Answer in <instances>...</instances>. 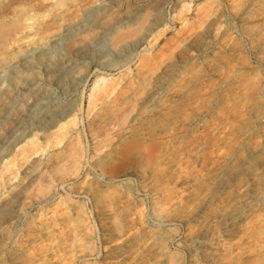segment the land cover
<instances>
[{
    "label": "bare ground",
    "instance_id": "1",
    "mask_svg": "<svg viewBox=\"0 0 264 264\" xmlns=\"http://www.w3.org/2000/svg\"><path fill=\"white\" fill-rule=\"evenodd\" d=\"M107 1L106 3L90 1L91 3L86 7L82 6L83 9L76 11L78 13L75 15L67 16L64 13H57L49 26L45 27L48 29L51 27L53 30H47L44 33H41V28L33 26L28 21L29 14H26L20 7L21 1L9 0L7 5L0 10V116L5 111L10 113L15 111L20 89L26 85H33L37 88L36 82H39L42 77L47 81H59L62 84L61 87L64 86L63 88L76 85L78 80L85 76V67L79 65L77 60L87 56L96 43H102L108 49L103 56V65L116 66L118 70L117 73L115 71L117 74L115 77L96 79L91 88L88 100L90 107L88 121L91 128L90 147L87 148L74 135L78 120L74 111L75 107L73 108L72 104L67 102L56 104L50 93L52 88L41 90L36 99L32 100L33 104L30 105L29 111L24 115L21 114L22 116L16 121L20 126L25 124L28 117H33L35 124L29 130L33 135H31L32 138L22 143L13 158L4 162L0 168V264H55L62 256L69 264L76 260L86 264L94 250L93 227L88 222L85 209L79 201H76L74 208L71 209L72 216L63 211L68 213L69 217L67 216L68 218L64 220L61 218L64 227L55 236L45 230L38 231V237L33 241L43 237L47 248L43 247L44 252L36 254L37 256H29L26 253L28 245L33 243L31 240L29 242L23 240L14 251L4 254L1 237L7 226L12 227L21 220L24 211L32 205V202L48 201L53 198L57 183L61 187L67 184L70 177L77 180L82 177L80 166L86 156V151L91 150L93 165L99 166L115 155H110L109 152H105V149L112 148L114 144L132 133H138L143 138L154 135L158 140L160 139L162 146L154 156L155 166L166 165L173 174H176L172 180L170 178L168 185H164L160 174L155 171L156 168L143 170L128 167L126 169V174L136 177L141 189L153 198L152 211L157 219V225L146 234L147 237L142 239L139 245L144 251L152 250L154 264H178L174 254L166 253L163 247V240H171V236L168 237V234H165L166 222L186 224L188 226L187 243L199 246L201 264L214 262L213 258L218 254L216 247L214 245V248L210 247L211 252L208 253L207 249L201 246L211 245L212 240L209 231L210 218L202 216L204 210L208 205L219 200L215 197L217 191L222 187H227L236 178L243 177V183L235 188L239 193L237 203L243 204L250 196L249 194H256L263 187L264 86L259 87V83L257 92L253 95L257 102L246 114L247 121L245 122L248 124L241 132L242 141L239 138V142L230 150L220 151L221 153L214 155L207 163L201 161L198 156L201 150L200 144L193 150L197 154L198 160L196 161L185 152L177 156L174 150L175 142L182 137L177 133L179 124L186 125L189 129L200 127L214 106L222 105L225 100H228L224 94L218 96V90H224V86L235 75H245L249 71L246 65L237 61L238 55H234L229 61L212 65V60L216 56L219 57L217 51L213 58L206 53L207 51L200 57L199 63L203 68L199 72L189 73L187 71L186 66L198 58L199 52L208 49L209 43H213L214 40L224 51L230 52L233 49L237 51V54L242 52L238 46L235 48L232 39H227L223 43L216 40L223 32L225 18L223 19L221 13L211 12L209 7L218 0H205L196 7L193 15L181 16L179 21L184 24L185 30L182 31L184 33L179 39L167 37V33H164L156 41L145 44L146 46L143 45L146 35L152 28L159 26L161 21L158 7L155 5L156 8L150 0H137L143 3L135 6L131 3L123 6L122 0ZM229 1L234 9H232L234 18L242 26L256 24L259 26L257 34L264 33V6L259 7L252 18H248V15L245 17V9L250 5H255L256 0ZM48 10L47 6L38 11L39 14H43ZM202 15L204 18L202 22H199L197 19ZM241 37L244 40L251 39L250 35L244 33ZM262 41L264 42V39ZM141 45L142 52H135V49ZM183 49L188 51L187 55L177 57L178 52ZM211 80L216 81L212 84ZM232 96L234 98V95ZM243 97L246 99L248 96L244 94L241 99ZM184 103L197 111L194 115L192 114V117L181 115L175 119L174 113ZM79 105H82L81 100H79ZM146 117L154 120L149 127L145 126L147 124L141 125ZM129 120H136L134 123L138 121L139 125L129 126ZM166 120L167 125L164 124ZM223 125L222 123L218 128ZM34 136L41 138L51 149L45 158L39 155V145L32 143ZM1 151H3L2 144H0V153ZM194 163L202 164L203 169L209 171L211 177L209 182L212 185L209 191L203 193L188 214L171 216L167 207L175 198L179 187H183L187 192L186 200H191L195 194L191 187L195 186L198 176L180 175L183 167L191 169ZM41 164L45 166L42 171L40 170ZM85 174L74 191L79 197L92 196L96 203L104 234L107 237L104 241L107 250L103 263L128 264L134 249H132L133 238L128 236L129 231L123 226L122 217L132 203L131 195L128 191L127 194L125 193L127 195L125 203L114 198L111 187L96 186V189L92 190L91 184L95 181L94 176L90 177L89 173ZM36 178L35 186L28 189L27 180L35 181ZM232 201L234 202L232 198H223L221 204L212 209L215 211L211 215L218 222L228 224L234 209V207L229 208ZM68 203L73 204L71 200ZM61 243L62 247H60ZM40 249L43 251L41 247ZM132 261L129 264L133 263Z\"/></svg>",
    "mask_w": 264,
    "mask_h": 264
},
{
    "label": "rangeland",
    "instance_id": "2",
    "mask_svg": "<svg viewBox=\"0 0 264 264\" xmlns=\"http://www.w3.org/2000/svg\"><path fill=\"white\" fill-rule=\"evenodd\" d=\"M17 1H21L20 7L23 9V11L26 14H29L28 21L31 22L33 26L41 28V33H44L47 30L48 31L53 30L51 27L49 29L45 27L47 25L49 26V24L52 22V19L56 16L57 13L60 14L64 13L67 16L75 15L76 13H78L76 11H78L81 8L83 9L84 6L86 7L92 1L100 2V3L108 2L107 0H17ZM204 1L205 0H150L151 3L152 2L154 3V4L152 3L154 6L156 5L158 7L157 8L155 6L158 9L159 13L161 14V21L159 23V26L152 28L148 32V34L144 39L143 45L146 46L148 43H152L156 41L164 33H167V37L169 36L174 39H179L184 33L182 31L185 30L184 28L185 26L183 23H180L179 18L190 16L191 14L193 15L194 12L196 11V7ZM8 2L9 0H0V10H2V8L5 7ZM122 3L123 6L129 3L135 6V5H139V3H143V1L122 0ZM47 6L49 10L45 11L43 14L42 13L39 14L38 10L39 9L42 10ZM262 6H264V0H260V1L256 0L255 5H250L249 8L245 9L246 11V12L244 11L245 12L244 14H246L245 17H247L248 15V18L250 17L252 18L256 14L259 7ZM232 9L233 7L231 5V2L230 1L228 2V0H218L216 3H214V5L209 7V10L211 12L213 11V12L221 13L223 19L225 18L223 32L218 36L216 40L223 43L227 39L228 40L232 39L233 42L232 44H234L235 48L238 46V48H240V51L242 52L237 54V51L235 49H234L235 51H233L232 49L230 52L224 51L221 48L220 44L214 40L213 43L212 42L209 43L208 49L206 48L203 49L201 52H199L198 58L194 59L186 66L187 71L189 73H196L203 68L200 66L199 59L202 55H205L206 51H207L206 53L209 54V56L211 55L212 58L215 56L217 51L219 57L216 56L215 59L212 60L211 62V64L213 63L212 65H214L217 62L220 63L222 61H229L230 59L233 58L234 55H238L237 61L238 62L240 61L239 62L240 64L246 65V67L249 68V71H247L245 75H237V76L235 75L230 79V81L226 84V86H224L223 88L224 90L222 89L218 90L219 91L218 96H222L224 94L226 97H228V100H225V102L222 105L218 104V106H214L212 108L213 110L212 109L210 110L211 114L209 111V115L207 119L202 123L200 127L189 129L187 128L186 125L182 124L183 125L182 126L180 125L181 123L179 124V129L177 133L181 134L182 137H180L175 142L174 150L177 156L179 154H182L181 152L183 153L185 152L191 157V159L195 161L198 160L197 154H195L193 150L198 144H200L201 150H199L198 156L199 158H201V161L207 163L212 159L214 155L221 153L223 151L226 152L230 150L233 146H235L239 142L240 140L239 138H241L242 130L248 124L247 122H245L247 121L246 114L248 113V111H250L253 108V106L257 102V100L253 98V95L257 92L256 89H258L257 84L259 83L260 85L259 87H261V85L264 86L263 85L264 84L263 83L264 82V74H263L264 73V64H263L264 42L262 41L264 39V35H263L264 33L262 32L263 34L262 33L257 34L258 33L257 30L259 29L258 28L259 26L256 24H252V25L247 24L242 26L240 22H238L236 18H234L235 17L233 14L234 9L233 10ZM202 18H204V15H202V17H200L197 20L199 22H202L203 20ZM177 32L180 33L177 34ZM243 33L247 34L248 36L250 35L251 39L250 40L242 39L241 35ZM229 36L232 38H230ZM210 46H212V48ZM259 47H261L262 49H260ZM183 50L178 52L177 57L179 56L185 57L187 55L188 51L186 49L184 51ZM137 51L142 52V45L135 49V52ZM105 52L106 53L108 52L106 45L103 46L102 43H96L93 50L87 56H85L80 60H77V63L79 65H83V67H85V76H83L81 80H78L76 85L72 87H67V88L65 87L66 88L65 89L63 88L64 86L61 87L62 84H60L59 81H54V80L47 81V79L42 77V79L39 82H36L37 86L36 85L35 86L37 88H34L33 85H26L25 87L20 89V92L17 96L15 111H11V113L5 111V113H3L0 116V144L3 145V151H1L0 153V158H1L0 168L4 162L13 158V156L17 153L18 148L22 143L32 138L33 135L30 134L31 131L29 130L33 128L35 124V119L33 117H28V120L25 121V124L20 126L17 124L16 121H18V118H20L22 115H24L29 111V107L30 105L33 104V101L36 99L38 93L41 90H45L47 88L49 90L52 88L50 90V93L56 104H62L63 102L64 103L67 102V103H71L73 108L75 107L74 111L76 113L78 120L76 123L77 127L75 126L76 132L74 135L77 136L81 140V142L85 146H87V148L90 147L91 128L89 127V121H88V111L90 108L88 104V100H89V94L91 92V88L96 79H100L102 77L109 78L110 76L115 77L117 76L116 73L118 72L116 66H109V65L107 66L106 64L103 65L102 60L104 59L103 57L104 54H106ZM261 78L263 80H260ZM259 80L262 82L260 83ZM211 81H213L211 83L214 84L216 80H211ZM248 85L250 86L249 88ZM245 87L247 88L245 89ZM250 88H252L254 91ZM249 91L251 93H249ZM244 94L247 95L248 97H246V99L244 97L241 99V97L244 96ZM232 95H234V98L237 96L235 98L236 100L233 98ZM79 100H81L82 103L81 106L79 105ZM29 101L31 103H29ZM185 103L180 108H178L177 111L174 113L173 116L175 119H178L179 117H181V115L182 116L187 115L192 117L194 113L197 111L195 109H192L189 105ZM226 104L229 107H227ZM213 111L216 112L214 113ZM216 114H218L217 117ZM148 116H150V114H148ZM190 117H188V119ZM223 117L225 118V121ZM146 118L144 119V121H142L141 125L143 126L147 124L145 126L149 127L150 124L152 125L154 123V120L148 117ZM220 119H222V121ZM135 121L136 120H129L128 125L129 126L134 124L139 125V122L137 121L136 123H134ZM166 123L167 120L165 121L164 124ZM222 123L224 125L218 128V126H220ZM32 140H33L32 142L33 144L39 145L40 147L39 155L42 156L43 158H45L47 154L51 152L49 146L41 138L34 136ZM240 141H242V138ZM221 143L224 145H222ZM161 146H162L161 140L160 139L158 140V138H156L154 135L153 136L149 135L143 138L138 133H132L130 136H127V138H124L119 143L117 142V144H114L112 148L110 149L106 148L105 152H109L110 155L112 154L115 155H112V159H110L105 163L100 164L99 166L93 165L91 150L89 152L86 151V156L82 160L80 166V169L82 171L81 172L82 177H80V179L77 180L70 177L67 181L68 185L66 184L61 187L60 184L57 183L53 198H51L48 201L32 202V205L24 211L23 213L24 218L22 217L21 220H19V222L16 225L12 226L13 228L11 226H7L5 228V232L1 237V240L3 241L4 244L3 245L4 254H8L14 251V249L17 246H19V244L23 240H27L28 242L30 240L33 241V239L35 240L38 237L37 235L39 230H45L50 235L55 236L64 227L62 225L61 220L68 218L72 214L71 209L74 208L76 201H79L82 203L85 209V214L87 216L88 222L93 227L94 250L91 256L86 261V264H104L103 258L107 250L104 241L106 240L107 237L104 234L103 225L101 222V218L98 215L99 212L96 207V203L92 198V196H88L85 198L79 197V195L74 191L76 185H78L79 181L84 177L83 175L85 173L86 174L89 173L88 176L90 175H91L90 177L94 176L93 180H95L91 184L92 190L96 189V186L111 187L112 191L114 192V198L118 201L120 200L125 203L127 202V199L125 198L127 196L126 194L128 192L130 193L132 198V203L128 206L127 213L123 215L124 217H122L123 226L127 229V231H129L128 236L133 238L132 249L133 248L134 249L131 256L129 257V263L135 259L134 261H132L133 263L131 264H154L152 250L146 249L144 251L142 250L143 247L139 245L142 239L147 237L146 234H148L152 230V228L157 225L156 223L157 219L154 217L152 211L153 198L149 193L147 194V192L141 189L136 177L130 174H126L127 173L126 169L128 167H130L131 169H143V170H151L156 168L155 171H157V173L160 174L161 176L160 177L161 182H163L164 185H168V183L170 182V178L172 180L176 174L175 173L173 174V172L170 171L168 166L166 165L155 166L154 156ZM190 146L192 147L190 148ZM90 164L92 165V167ZM44 168H45L44 164H41L40 170L42 171ZM180 175L198 176V180L195 182V186L191 187V189L195 192V194L193 195L194 197L192 196L191 200H186L187 192H185L183 187H179L178 188L179 191L177 192L175 198L167 207L168 213L171 216L188 214V212L191 211L195 203H197L200 200L203 193H205V191L206 192L209 191V187L212 185V183L209 182L211 178L210 173L208 170L203 169L202 164L200 165L198 163H194V166H192L191 169L187 167H183ZM26 180L27 179H25V181ZM34 180L35 181L31 180L32 182L27 180L28 189L33 188L35 186V182L37 181V178ZM242 180L243 177L234 179L231 182V184H229L227 187H222L215 194L216 195L215 197L219 198V200L221 201L223 198L234 199V202L232 201V203L230 204L231 206L229 207V208L234 207L233 209L234 212L232 211V214L230 215L232 217H230V221L228 223L229 225L218 222L217 219H215L214 216L211 215L213 211H215L212 209H215L218 206V204H221V201L219 200L216 203L208 205L202 214L203 217L210 218L209 231L212 236V240H211V245L206 244L201 246L203 249L204 248L207 249L206 252L209 253L211 252L210 247H213L214 245L218 253L213 258L214 262L210 264H264V183H263V187L258 191V193L249 194L250 196H248V198L246 199L247 202L245 201L243 204H241L239 202L237 203V201L239 200V193H237V189L235 188L243 183ZM67 186H69V188H67ZM67 198L68 199L70 198L71 204L73 203L72 204L73 206L69 205L70 203L68 202H70V200H67ZM63 211L68 212L69 214L68 213L67 214L69 216ZM64 215L66 216L64 217ZM164 228H165V234L166 235L168 234L167 235L168 237L171 236V240L164 241L162 239L163 247L166 253L174 254L178 264L202 263V261L199 260L201 254V251L199 250V246H197L196 244L187 243L188 241L186 234H187L188 226L186 224H179V223L168 224L166 222ZM46 244H47L46 240H44L43 237H39L36 241H33L31 245H28L27 248H26L27 245L25 246L26 253L29 256L31 255L37 256L40 253L44 252V249L47 248ZM58 244L60 245V243ZM62 245L63 244L61 243L60 247H62ZM40 247L42 248L43 251H41ZM43 247L45 248L43 249ZM147 253L151 255H148ZM75 263L82 264L80 261L77 260L75 262H72V264ZM55 264H69V263L66 261L65 257L62 256L60 261Z\"/></svg>",
    "mask_w": 264,
    "mask_h": 264
}]
</instances>
